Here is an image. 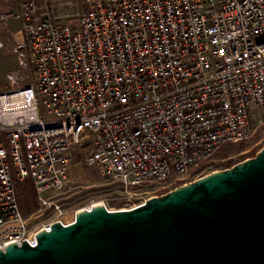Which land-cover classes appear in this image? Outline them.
<instances>
[{
  "label": "built area",
  "instance_id": "2783aa9c",
  "mask_svg": "<svg viewBox=\"0 0 264 264\" xmlns=\"http://www.w3.org/2000/svg\"><path fill=\"white\" fill-rule=\"evenodd\" d=\"M10 1L0 20L21 30L0 88L1 250L74 221L50 196L70 187L85 141L105 179L149 187L129 192L128 210L191 182L221 146L264 140V0Z\"/></svg>",
  "mask_w": 264,
  "mask_h": 264
},
{
  "label": "water",
  "instance_id": "95a60500",
  "mask_svg": "<svg viewBox=\"0 0 264 264\" xmlns=\"http://www.w3.org/2000/svg\"><path fill=\"white\" fill-rule=\"evenodd\" d=\"M0 264H264V146L128 210L80 209Z\"/></svg>",
  "mask_w": 264,
  "mask_h": 264
},
{
  "label": "rangeland",
  "instance_id": "374dc122",
  "mask_svg": "<svg viewBox=\"0 0 264 264\" xmlns=\"http://www.w3.org/2000/svg\"><path fill=\"white\" fill-rule=\"evenodd\" d=\"M15 8L16 5L10 0H0V16ZM20 30L21 24L19 21L11 18L0 20V43L2 44L0 46V88L4 85L6 73L18 67L17 57L13 53V48L16 38L19 37L17 33ZM29 77V75L26 76L24 82L27 83L30 80ZM263 146L264 140L261 134L240 143L225 144L217 150L211 160L196 169L187 181H192L199 176L214 171L231 168L236 163L253 157ZM90 152V140L83 142L76 148L73 153L70 187L50 196L53 201L60 204L67 220L72 219L75 211L83 209L92 203L101 202L106 208L117 210L125 206L127 198L130 196L129 192H134L136 196L150 195V193H146L149 187L145 185L128 191L121 183L105 179L96 166L87 162ZM35 204L36 206L32 211L27 214L23 213V215L29 217L37 211L39 209L37 200H35ZM50 212L45 210L44 215L39 218L40 222L47 221L50 218Z\"/></svg>",
  "mask_w": 264,
  "mask_h": 264
},
{
  "label": "trees",
  "instance_id": "16d2710c",
  "mask_svg": "<svg viewBox=\"0 0 264 264\" xmlns=\"http://www.w3.org/2000/svg\"><path fill=\"white\" fill-rule=\"evenodd\" d=\"M17 198L22 213L27 214L35 208L36 192L30 180L19 186Z\"/></svg>",
  "mask_w": 264,
  "mask_h": 264
},
{
  "label": "bare ground",
  "instance_id": "6f19581e",
  "mask_svg": "<svg viewBox=\"0 0 264 264\" xmlns=\"http://www.w3.org/2000/svg\"><path fill=\"white\" fill-rule=\"evenodd\" d=\"M98 205H104V204H102L101 202L92 203V204L86 206L85 208H87V207H94V206H98ZM104 206H105V205H104ZM105 207H106V206H105ZM109 210H111V209H109Z\"/></svg>",
  "mask_w": 264,
  "mask_h": 264
}]
</instances>
